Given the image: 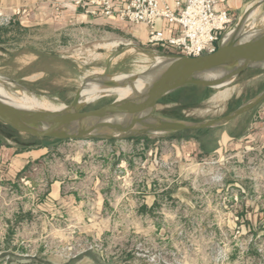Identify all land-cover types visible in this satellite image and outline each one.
Here are the masks:
<instances>
[{
	"label": "rangeland",
	"instance_id": "1",
	"mask_svg": "<svg viewBox=\"0 0 264 264\" xmlns=\"http://www.w3.org/2000/svg\"><path fill=\"white\" fill-rule=\"evenodd\" d=\"M252 5L260 11L244 23L237 16L224 36L240 41L245 29H264V0ZM167 54L181 55L76 26L54 29L17 17L0 25V75L57 105H71L97 71L157 79L140 74ZM218 90L181 87L169 113L198 121L223 114L230 100L250 102L264 90V70L244 72L228 98L213 104ZM126 93L118 86L93 90L90 97L102 96L92 109ZM156 120L123 137L26 141L24 134L9 142L0 134V145L42 153L7 178L8 155L0 150V264H264V157H240L236 144L213 154L182 147L181 160L170 144L130 148L134 135L170 140ZM114 138L116 151L107 142Z\"/></svg>",
	"mask_w": 264,
	"mask_h": 264
},
{
	"label": "crops",
	"instance_id": "2",
	"mask_svg": "<svg viewBox=\"0 0 264 264\" xmlns=\"http://www.w3.org/2000/svg\"><path fill=\"white\" fill-rule=\"evenodd\" d=\"M168 1L173 6L175 5V0ZM254 2H261V0H218L217 7L228 10L234 17H237L244 13L249 4ZM94 7L95 5L89 2V0H0V10H4L7 14H11L13 11L20 8H25L27 10L26 16L14 15V17H17L28 25L48 23L54 29L58 27L76 26L77 28H82V30L87 31L89 35L99 34L107 38L129 39L140 44L147 43L149 29L146 25H136L128 21H123L116 14L104 16L92 13L91 9ZM163 29H165L166 35L176 33L178 30L176 27L169 26L166 23H164ZM126 45L133 46L130 43ZM133 47L137 48L135 46ZM202 89L209 90L205 88ZM173 95L174 92H171L163 96V98L157 102L155 109L158 116L177 121H213L218 118L230 116L233 111L238 108H241V110L232 118L216 125L199 127V129L182 127L180 130L167 132L170 139L168 142L165 140L164 142H160V139H158L156 142L151 143V141L149 142V140L144 137L134 135V137L130 138V148L134 151L142 149L147 151L162 148L165 144H170L174 147L173 150L176 151V160H181L183 156L182 147L189 148L191 152L195 151L198 153L201 151L213 154L221 148L232 147L236 144L238 147L242 148L243 153L240 154V157H264V98L257 103L250 104V102L256 98L255 97L250 102H243L234 106V101L230 100L224 105L225 112L223 114L197 121L189 118L177 119L175 118L176 116H172L169 113L170 109L168 108L175 106L178 102V99L174 98ZM235 98H240V94L236 95ZM181 131H186L190 134L184 135ZM107 142H110L109 150L113 148L115 151L117 150L116 145L112 148V143L116 144L118 142L117 138ZM0 150L3 151L2 156L6 157L8 155V166L6 168L7 178L19 175L28 163L34 162L42 154H37L38 151L36 150L16 152L10 145H0ZM147 162L148 160L146 163ZM124 163V161H121L120 163L114 162L112 164ZM96 165L105 164L100 163ZM257 187H259V185ZM250 191L253 192L251 189Z\"/></svg>",
	"mask_w": 264,
	"mask_h": 264
},
{
	"label": "water",
	"instance_id": "3",
	"mask_svg": "<svg viewBox=\"0 0 264 264\" xmlns=\"http://www.w3.org/2000/svg\"><path fill=\"white\" fill-rule=\"evenodd\" d=\"M249 43L239 42L238 39L224 36L219 47L212 54L200 55L197 57L185 55L167 54L158 56L153 66L147 68L140 75H152L158 79H164L172 83V87L162 96L155 98V107L157 102L163 96L174 92L184 86L193 88L201 87L205 89H223L232 87L238 81L240 76L250 69L264 70V29L258 33ZM134 72H110L101 71L86 81L84 89L75 97L73 103L64 106L58 110L51 121L38 126H22L10 124L5 116V103L0 95V134L9 142L23 141L20 135L26 136L29 141L41 139H76V138H94V137H119V136H89L83 133V130L93 125L97 119L91 122L88 116L95 111L103 110V107L93 108L92 105L96 99L102 96L90 97L93 90L103 91L110 86L124 85L128 78L137 76ZM264 98V91L259 93L254 99L257 103ZM241 108L233 111L230 116L218 118L216 120H204L198 122L185 121L199 129L210 125H216L232 118L240 112ZM157 117V124H162L167 117ZM113 129V128H112ZM180 129L168 128L164 132L177 131ZM164 132L162 134H164ZM19 135V136H18Z\"/></svg>",
	"mask_w": 264,
	"mask_h": 264
},
{
	"label": "bare ground",
	"instance_id": "4",
	"mask_svg": "<svg viewBox=\"0 0 264 264\" xmlns=\"http://www.w3.org/2000/svg\"><path fill=\"white\" fill-rule=\"evenodd\" d=\"M257 10H259L258 7L249 4L240 17L241 22H246ZM260 21L264 22V18ZM260 32H263V30L258 32H247L245 29L243 31V36H241L240 41H238L249 43L259 35L258 33ZM116 44L117 43H111V47H115ZM27 59L28 57L26 60ZM92 73L93 71L87 74L86 78L88 80ZM97 73L99 72L97 71ZM124 82V85H118V87L120 89H126L128 93L104 106L103 110L95 111L90 114L88 116L90 122L94 118L97 120L93 122V125H90L83 130L84 134L93 137L111 135L123 137L129 136L130 134L145 132L151 128L149 124L155 123L157 118L153 113L155 109V98H158L162 96L163 93L167 92L172 87V83L164 79H147L139 77L130 78ZM0 95L3 103H5V116L7 117V120L10 121V124L38 126L51 121L52 118L58 114V110L64 107L63 104L57 105L53 100L48 99L46 96L32 94L31 92L24 91L23 88L21 89L12 85L1 75ZM228 96L229 88L220 89L210 97V101L213 102V104L219 103L226 100ZM253 102H255V100L251 101L250 104ZM161 123L165 124L164 126L166 129H181L182 127L196 128L185 121L172 119L163 120Z\"/></svg>",
	"mask_w": 264,
	"mask_h": 264
},
{
	"label": "built area",
	"instance_id": "5",
	"mask_svg": "<svg viewBox=\"0 0 264 264\" xmlns=\"http://www.w3.org/2000/svg\"><path fill=\"white\" fill-rule=\"evenodd\" d=\"M95 5L92 13L104 16L116 14L121 20L149 29L147 44L162 47L174 54L197 57L212 54L219 47L226 30L236 17L217 7L218 0H89ZM20 8L7 14L0 10V25L17 16H26ZM164 23L178 30L165 34Z\"/></svg>",
	"mask_w": 264,
	"mask_h": 264
},
{
	"label": "trees",
	"instance_id": "6",
	"mask_svg": "<svg viewBox=\"0 0 264 264\" xmlns=\"http://www.w3.org/2000/svg\"><path fill=\"white\" fill-rule=\"evenodd\" d=\"M24 146H28V145H27V144H24ZM24 146H23V147H24Z\"/></svg>",
	"mask_w": 264,
	"mask_h": 264
}]
</instances>
